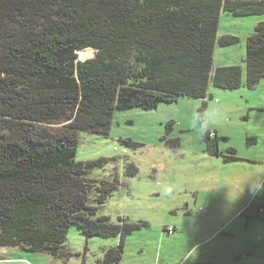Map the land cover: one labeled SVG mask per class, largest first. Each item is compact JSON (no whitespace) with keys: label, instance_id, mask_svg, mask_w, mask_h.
Segmentation results:
<instances>
[{"label":"trees","instance_id":"1","mask_svg":"<svg viewBox=\"0 0 264 264\" xmlns=\"http://www.w3.org/2000/svg\"><path fill=\"white\" fill-rule=\"evenodd\" d=\"M223 11L261 15L264 0H0L1 247L70 264L65 244L75 226L87 239L119 237L98 264L121 261L127 236L147 224L96 217L121 182L89 178L110 159L76 161L79 134L107 137L116 110L204 100L211 80L238 89L240 66L213 68L217 42L238 41L217 37ZM88 48L94 56L79 60ZM245 63L255 89L264 78V21L247 38ZM137 173L127 164L128 176Z\"/></svg>","mask_w":264,"mask_h":264},{"label":"rangeland","instance_id":"2","mask_svg":"<svg viewBox=\"0 0 264 264\" xmlns=\"http://www.w3.org/2000/svg\"><path fill=\"white\" fill-rule=\"evenodd\" d=\"M263 21L264 14H220L217 37L238 41L217 42L213 68L240 66L238 89L217 88L211 80L204 100L182 96L150 110H116L107 137L79 134L76 161L110 159L89 178L121 182L96 217L147 224L127 236L117 264H264V213L257 216L258 207L264 209V78L249 89L245 63L247 38ZM93 56L94 50L86 56L79 51V60ZM127 164L138 168L135 176L126 174ZM89 204H95L93 196ZM119 241L87 239L72 226L68 263L98 264L103 250ZM64 262L45 252L0 246V264Z\"/></svg>","mask_w":264,"mask_h":264},{"label":"built area","instance_id":"3","mask_svg":"<svg viewBox=\"0 0 264 264\" xmlns=\"http://www.w3.org/2000/svg\"><path fill=\"white\" fill-rule=\"evenodd\" d=\"M211 135H212V134H211ZM258 213H259V214L264 213V209H263V208H260L259 211H258ZM173 231H174V230H173V228H171V227H169V228L167 229V232H168V233H173Z\"/></svg>","mask_w":264,"mask_h":264},{"label":"bare ground","instance_id":"4","mask_svg":"<svg viewBox=\"0 0 264 264\" xmlns=\"http://www.w3.org/2000/svg\"><path fill=\"white\" fill-rule=\"evenodd\" d=\"M92 50H93V49H90V48H88V49H84V50H82V54H83L84 56L89 55V54L92 53ZM92 55H93V54H92Z\"/></svg>","mask_w":264,"mask_h":264}]
</instances>
